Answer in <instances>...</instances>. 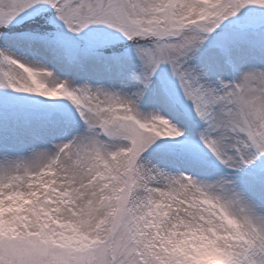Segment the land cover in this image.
Wrapping results in <instances>:
<instances>
[{
	"label": "snow or ice",
	"instance_id": "6c2138e0",
	"mask_svg": "<svg viewBox=\"0 0 264 264\" xmlns=\"http://www.w3.org/2000/svg\"><path fill=\"white\" fill-rule=\"evenodd\" d=\"M0 264H264V0H0Z\"/></svg>",
	"mask_w": 264,
	"mask_h": 264
}]
</instances>
